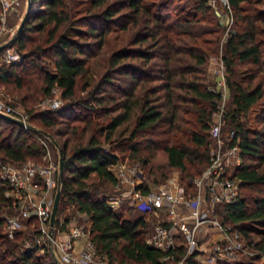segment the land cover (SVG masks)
I'll list each match as a JSON object with an SVG mask.
<instances>
[{
  "label": "trees",
  "instance_id": "obj_1",
  "mask_svg": "<svg viewBox=\"0 0 264 264\" xmlns=\"http://www.w3.org/2000/svg\"><path fill=\"white\" fill-rule=\"evenodd\" d=\"M145 1L90 0L88 14L74 18L68 0H32L39 8L29 11L22 30L12 40L22 59L5 62L0 67V85L14 83L20 88L32 87L27 77L39 69L45 95L51 94L57 85L64 99H74L79 77L87 72V59L101 47L106 34L115 27H139L132 46L112 54L109 70L97 89L89 93V98L33 114L31 120L41 124L31 122L30 129L0 114V158L17 163L29 158L40 160L46 149L33 140L36 133L47 135L60 146L64 175L56 224L60 223L62 210L73 205L88 215L90 240L100 254L110 262L122 255L121 264H168L169 260L164 259L166 252L147 243L150 228L145 216H137V210L127 203L113 208L103 196L105 193L91 188L88 178L95 174L99 179L116 184L113 166L123 155L143 164L146 175V166L156 151L162 149L167 154L166 165L161 167L165 168L160 174L162 179L178 169L182 181H190L209 162L210 127L220 100L219 92L209 89L214 82L208 77V52L200 41V37L211 30L195 26L200 15L206 17L210 13L211 6L205 0L191 3L151 0L149 4ZM229 3L234 24L224 45L223 59L232 75L237 65L250 68L240 80L232 79L230 73L227 76L231 109L226 118L236 132L234 141L239 138L242 162L235 175L240 180L241 195L235 202L218 204L216 210L224 222L238 224L243 237L264 251V126L249 127L240 118L264 99V0H229ZM174 10L177 14L172 19ZM33 32L39 33L41 39H32ZM42 34L46 36L42 38ZM171 34L176 35L174 39ZM35 40L34 46L25 50L27 41ZM153 48L156 50H151ZM158 57L162 66L156 70L158 74H152L147 67ZM42 58L52 60L51 69L43 68ZM87 88L85 83L84 89ZM100 116L103 122L97 121ZM133 116H136V125L130 136L105 148L104 143L112 141L117 127ZM59 117L69 119V138L62 144L56 136L61 135L60 132L52 131ZM256 118L264 122V108ZM76 121L79 124H70ZM158 175L154 182H159ZM143 187L148 191V186ZM7 188L0 177V208L12 209L13 213L12 200L5 196ZM123 208L132 216L125 217ZM38 224V218L32 216L28 221L30 228L19 229L10 238L2 232L5 220L0 217V264H60L50 246L44 258L38 256L37 249L23 247L28 230L36 232ZM257 236L260 238L256 239ZM185 254V248L180 247L174 257H184L183 264H200L196 253Z\"/></svg>",
  "mask_w": 264,
  "mask_h": 264
},
{
  "label": "built area",
  "instance_id": "obj_2",
  "mask_svg": "<svg viewBox=\"0 0 264 264\" xmlns=\"http://www.w3.org/2000/svg\"><path fill=\"white\" fill-rule=\"evenodd\" d=\"M222 1V13L226 15L228 23H233L229 0ZM17 2L0 0L3 8L0 23L10 25L5 15ZM12 28L9 26V29L8 27L3 29L11 31ZM230 30L231 28L227 36ZM15 37L16 34L11 41ZM7 43L0 44V67L5 62H18L22 58L16 47L5 49L8 47ZM3 45L6 47H2ZM221 65L225 69L224 59H221ZM224 69L214 68L213 73L217 80L209 88L219 92L222 101L226 100L229 90L227 72ZM56 103L60 104L59 101ZM228 112L224 110V104L217 106L210 127L211 136L216 144L211 145L207 166L188 182H183L179 170H175L163 183L153 188L145 175L143 164L119 160L113 166L117 181L115 192L108 198L109 205L119 208L123 203H127L134 209L142 211L150 228L146 241L150 246L166 252L164 259L170 261L174 257V252L180 247L185 248V256L196 253L197 259L200 254L202 228H215L220 235L213 250L206 254L208 262L204 261L203 264L223 261L230 251L243 248L244 237L238 229V224L224 222L216 210L218 204L235 202L241 195L240 180L235 175L236 168L241 162L239 138L234 141L236 132L232 128L225 136L222 135ZM0 113L22 119L25 128L30 129L22 113L15 106L1 99ZM49 153L50 151L45 153L44 159H48ZM235 159H238L236 163ZM0 177L8 185L5 196L12 200L15 210L13 213L4 211L0 215L5 220L4 228L10 238L14 237L17 230L30 228L28 221L32 216H36L39 222L36 227L38 229L24 238L25 249H37L44 253L47 245L56 253L62 264H71L75 261L89 263L93 255L92 250L95 248L91 240L87 241V245L78 256L73 251L78 238L89 237L90 228H86L85 225L71 226L64 242L59 243L55 240L56 226L51 225V215L56 192L61 187L59 162L45 165L31 159L17 163L0 158ZM143 186H148V191H145ZM59 247L63 250L62 256L56 251ZM178 262L183 264L184 257ZM103 263L105 264V261Z\"/></svg>",
  "mask_w": 264,
  "mask_h": 264
},
{
  "label": "rangeland",
  "instance_id": "obj_3",
  "mask_svg": "<svg viewBox=\"0 0 264 264\" xmlns=\"http://www.w3.org/2000/svg\"><path fill=\"white\" fill-rule=\"evenodd\" d=\"M68 1H70V5L72 6V16L74 18H79L83 16L84 14H88L87 12L89 11L88 8L90 6V0H68ZM112 1L120 2L122 0H109V2H112ZM186 1L189 3L192 2V0H185V2ZM205 1L207 2V5L211 6L209 9L210 13L206 17L200 15L199 17L200 21L195 26H203L206 30L207 29L211 30L210 32H206L204 35H202L200 37V41H201L202 47H204L206 51L208 52V66H207L208 77L212 82L215 83L217 80V77L214 76L213 70L214 68H219L220 70L224 69L221 65V59H223V55H224V45L228 38L227 36L228 30L233 27L234 23H231V22L228 23L229 20L227 19L226 15L222 13L223 12V1L222 0H205ZM16 2L17 3H15L12 7H10L9 11L7 12V15H5V17H8V21L10 23L9 26L13 27L12 30L11 31L8 30L9 26L7 25V23L6 24L0 23V41H1L0 44L4 42H8L7 43L8 47L6 48L4 47L5 49L11 48L12 46H14L12 43L13 41H11V38H13L14 34H16L17 36L19 26L22 23L24 17L28 15L31 9L39 8L38 3H35V6H34L32 0H31L30 9H29V0H16ZM145 2L149 4L150 2H153V1L146 0ZM103 6H106V4H104ZM128 10L129 9H124V11H128ZM156 10L158 11L159 8H157ZM2 12H3V8H2V5L0 4V16ZM162 13L167 14L168 11H162ZM171 13H172L171 15L172 17L171 16L170 17L174 19L177 14V10H174ZM219 22L220 24L218 25ZM4 27L5 28L8 27V29L7 30L3 29ZM138 28L139 27H135V26H130L128 29H122L120 27H115L114 29H112L110 32L106 34L104 42L101 45V47L98 48L96 51H94L93 54L87 59V62H86L87 72L83 74L81 77H79L77 94H76V97H74V99H67V100L64 99L62 97V89L58 87L57 85L52 88L51 94L45 95L43 92L44 83L42 81V77H41L42 75L39 69H37L36 72L34 71L31 75H28L27 77V80L31 79V83L33 84L32 87L31 86L27 87V85H25L24 87L20 88V87H17L14 83H10L7 86L0 85V99L6 103H10L11 105L15 106L22 113L23 115L22 117L26 119L29 126H31L30 125L31 122L35 124L37 123L41 124L39 121H36L35 119H34L35 121L31 120V117L33 114H37L45 110H52L55 108H60L65 103L77 102L78 99L80 98L81 99L89 98V93L97 89L104 75L109 70L110 58L112 54L115 51L130 48L132 46L134 35L136 34ZM171 35L173 39L176 36L175 34H171ZM31 36L33 37L32 39H35V38L36 40L41 39L39 38V33L33 32ZM41 36L43 38L46 36V34H42ZM36 40L33 42L27 41L25 50L32 48ZM92 40L94 41L95 39H92ZM203 40H207V41L204 42ZM191 43H192V40H191ZM151 50L155 51L156 48H153ZM51 61H52L51 59L46 60V58H42L41 65L45 69H48V68L51 69L50 68ZM133 62L139 63V61L137 60H133ZM153 62L154 64L149 65V67L147 68L152 70L151 72L152 74H158V71L156 70H158V68L162 66V61L158 57L154 59ZM156 63H159V64L157 65ZM262 63L264 66V53L262 55ZM224 67H225L224 70L227 72V76L230 73V76L232 77V79H236V80L242 79L243 75L246 74L248 72L247 70L250 68L249 65H240V66L237 65L235 67L236 73L232 75L231 72L227 70L226 64L224 65ZM29 83L30 81L27 82V84ZM85 83L88 84L87 89H84ZM230 96H231L230 90H228L227 97L225 98L226 100H223V101L219 100L218 102V106H222L224 104L225 111L226 110L229 111V109H231V105H230L231 97ZM57 101L60 102L59 105L56 103ZM109 104H112V103H109ZM204 104L207 105V103H204ZM263 108H264V99L260 100L257 104H255L251 108V110L247 113V115L245 116L243 115L240 118L242 121L246 122V124L249 127H253V128L262 127L264 126V122L259 121V119L256 117H257V114L260 113ZM80 112L84 113V111H80ZM99 118L100 119L97 121L103 122L102 121L103 116H100ZM68 121L69 119L65 117L63 118L59 117L58 119H56V124L52 127V131L54 133L60 132L61 135L59 136L56 135V136L60 140L61 144L62 142H64V140H66V138H69V133H67L69 132V129L67 128L69 124ZM70 124L73 125V124H79V123H77L76 121V123H70ZM135 125H136V116H133L130 121L117 127V129L114 131L112 141L104 143V147L109 149L116 142H122V140H124L125 138H128L132 130L134 129ZM231 128L232 127L228 125V119H227L226 124L224 126V132H222V135L225 136L226 132ZM33 138H34L33 139L34 141L37 140L40 144L44 145L46 149L45 152L50 151V153H49L48 159L47 158L44 159L43 156L45 154L42 155L40 160H36L39 158H29V159L35 162L43 163L45 165L51 162H53V164L54 163L58 164L60 153H61L60 146H57L53 142V140L50 139L47 135L45 136V135H40L36 133L33 135ZM214 144H216V142L214 138L212 137L211 145H214ZM210 150H211V147H210ZM237 160L235 159V163L237 162ZM122 161L133 162L129 158L127 157L125 158L124 155H123ZM166 162H167V154L162 149H159L156 151V154L152 158L151 162L148 163V165L146 166L145 171H146V175L148 176L147 179L151 183V186L153 188L163 183L166 180V179L163 180L162 176L160 175L163 171L162 169L165 170V168H161V167H164L166 165ZM241 162H242V159H241ZM150 168H152L156 174H159L158 175L159 182H154L153 179L156 176V174H154V172ZM167 172L168 174H170L171 170H167ZM56 175H57V171H56ZM180 176H181V173H180ZM87 182L90 184L91 188H94V187L98 188V190L101 193H105V195L103 196H106L107 198H109V195L115 192V188H116L115 184H112L108 180H105V179H99L98 176L95 174H92L88 178ZM255 193L257 192L255 191ZM10 210L7 209L6 207H1L0 215L4 211L11 213ZM122 213L125 217L132 216V214L129 213L127 208H123ZM136 214L137 216H142L143 212L140 210H137ZM67 218H70V219L67 221ZM63 221H65L67 224H65ZM89 221L90 219L87 214L79 212L73 205H69V207L62 210V212L59 214L60 223H57V224L55 223V226H56L55 240H57L59 243L64 242L65 236L66 234H68L69 228L71 226L85 225L86 228H89L88 227ZM1 229H2V232H6L5 228H1ZM25 229L27 228H23V230ZM202 229L203 231H202V235L200 239L201 245H200V251H199L200 254L198 255V258H197V260L201 264H203L204 261L208 262L206 254L210 252L211 250H213V246L215 242L218 240V238H220L219 233L217 235L214 234L216 232L215 228H202ZM29 234L31 233L28 230L25 237H27ZM83 238H84V241H82L80 244L75 243V251H73V249L71 250L74 252L76 256H78V253L83 249L84 246L87 245V241L90 240V236L88 238L87 237H83ZM259 238H260L259 236L256 237V239H259ZM242 241L244 244L242 249L230 251L229 254H227L226 256L227 258H225L223 261L213 263V264H264V251L258 245H256L255 242H250L245 237L243 238ZM232 244L233 242H231V245ZM94 246L95 248L94 250H92V254H93L92 258L88 264H104L103 263L104 261H105V264H121L119 259L122 257V255H119L117 260L110 262L106 256H103L102 254H100L95 243H94ZM45 248L47 249L48 246L45 245ZM46 249H45V252L43 251L44 253L38 250V256H41L44 258L47 252ZM56 251L59 256H62L63 250L60 247L56 248ZM178 261L179 259H176L175 257H173L170 259L168 264H179ZM71 264H85V263L83 262L77 263L75 261V262H71ZM122 264H137V263L124 262ZM209 264H212V263H209Z\"/></svg>",
  "mask_w": 264,
  "mask_h": 264
},
{
  "label": "water",
  "instance_id": "obj_4",
  "mask_svg": "<svg viewBox=\"0 0 264 264\" xmlns=\"http://www.w3.org/2000/svg\"><path fill=\"white\" fill-rule=\"evenodd\" d=\"M30 8H31V0H29V9ZM26 18H27V15L24 17L22 23L20 24L18 33L22 30L24 23L26 21ZM2 47H6V45H3ZM0 114L6 118L18 123V124L25 125V122L22 119L16 118L12 115L5 114V113H0ZM28 126H29V124H28ZM63 159H64L63 154H60V157H59V181H60V183H62V178L64 175V169H63V161L64 160ZM61 193H62V188L60 187V188H58V190L56 192L55 200H54V204H53V210H52V215H51V225L52 226H54L56 223L57 213H58L60 199H61V195H62ZM60 264H62V263H60Z\"/></svg>",
  "mask_w": 264,
  "mask_h": 264
},
{
  "label": "crops",
  "instance_id": "obj_5",
  "mask_svg": "<svg viewBox=\"0 0 264 264\" xmlns=\"http://www.w3.org/2000/svg\"><path fill=\"white\" fill-rule=\"evenodd\" d=\"M90 226H91V221H89V226L88 227L90 228ZM214 234L217 235L218 234V230H216V232ZM83 237H86V236H82L81 238H79L76 243L80 244L82 241H84Z\"/></svg>",
  "mask_w": 264,
  "mask_h": 264
}]
</instances>
